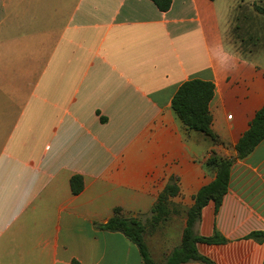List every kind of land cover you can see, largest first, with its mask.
Returning a JSON list of instances; mask_svg holds the SVG:
<instances>
[{"label":"crops","instance_id":"crops-1","mask_svg":"<svg viewBox=\"0 0 264 264\" xmlns=\"http://www.w3.org/2000/svg\"><path fill=\"white\" fill-rule=\"evenodd\" d=\"M261 3L0 0V264H144L123 232L99 226L116 207L164 259L179 246L194 196L216 177L208 159L237 157L264 105V62L248 56L262 38ZM194 78L216 85L220 142L172 108ZM171 179L172 212L155 224ZM215 228L228 242L198 244L215 264H264V241L247 238L264 231V139L236 159L222 205L205 206L195 231Z\"/></svg>","mask_w":264,"mask_h":264},{"label":"trees","instance_id":"trees-1","mask_svg":"<svg viewBox=\"0 0 264 264\" xmlns=\"http://www.w3.org/2000/svg\"><path fill=\"white\" fill-rule=\"evenodd\" d=\"M161 11H167L172 5V0H152ZM256 10L264 15V7L256 5ZM216 85L213 81L194 78L183 82L172 99V108L184 124L197 131L210 136L216 143L220 142L219 136L212 129V114L210 102L214 97ZM264 139V105L260 108L251 124V127L244 133L236 145L237 157L211 156L207 163L216 168L215 179L204 185L194 196V204L187 211L186 227L183 231L182 242L179 246L166 256L161 264H186L202 262L204 264H215L208 256L199 251L198 244H221L228 242V239L215 228L210 236H203L195 231L196 225L201 220L202 210L211 201L216 205V212L228 193L231 171L237 158L242 159L249 155L254 148ZM160 193L159 203L153 208V222L159 223L172 211L168 208L169 198L178 192L174 179ZM71 189L74 194H80L84 189L82 175H73L70 180ZM109 231L123 232L132 240L140 251L144 264H159L151 256L148 245L145 241V225L138 218L125 217L121 208L114 209V215L106 224L99 225ZM258 241H264V231H254L247 235Z\"/></svg>","mask_w":264,"mask_h":264},{"label":"rangeland","instance_id":"rangeland-1","mask_svg":"<svg viewBox=\"0 0 264 264\" xmlns=\"http://www.w3.org/2000/svg\"><path fill=\"white\" fill-rule=\"evenodd\" d=\"M259 6L264 7V3H261ZM256 6H254L253 10L256 9ZM247 13V11H246ZM252 21H256V18H252ZM258 24L254 25V29H261L263 32L262 34H260L259 36H261V40L258 42V49L254 52H250L248 56L250 57H254L255 59L264 62V15L261 13V15L258 16ZM242 32V28L239 29L238 34H240ZM233 35V34H232ZM241 41V40H240ZM174 230H176V228L174 227ZM148 247L152 252V256L155 259V261H157V263H163L165 260L164 259V248L162 246V244H155L153 242V240H148Z\"/></svg>","mask_w":264,"mask_h":264}]
</instances>
